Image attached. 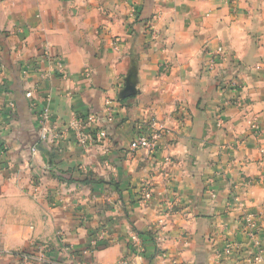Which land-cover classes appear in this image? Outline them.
I'll list each match as a JSON object with an SVG mask.
<instances>
[{
	"label": "crops",
	"instance_id": "crops-1",
	"mask_svg": "<svg viewBox=\"0 0 264 264\" xmlns=\"http://www.w3.org/2000/svg\"><path fill=\"white\" fill-rule=\"evenodd\" d=\"M90 114L106 141H78ZM147 120L158 151L129 152ZM243 213L264 226V0L0 2V264L38 246L50 264H73L64 246L86 264H252Z\"/></svg>",
	"mask_w": 264,
	"mask_h": 264
},
{
	"label": "built area",
	"instance_id": "built-area-1",
	"mask_svg": "<svg viewBox=\"0 0 264 264\" xmlns=\"http://www.w3.org/2000/svg\"><path fill=\"white\" fill-rule=\"evenodd\" d=\"M2 0H0L1 2ZM125 2H129L130 0H124ZM233 2L234 0H229ZM227 59V53L221 47L217 48V50L212 54L210 63L208 65L209 69H212L214 65L217 63H221ZM26 99L32 100L34 98V93L27 92L25 94ZM236 107L241 105V101L233 98L231 100ZM12 107V105H10ZM111 112L110 110H108ZM48 115L46 112H43L39 115V125H40V139L45 141L47 139L49 128L47 122ZM219 124L221 123V119L218 118ZM99 123L98 116L96 114H90L86 118L77 120L72 122V127L77 131V137L79 142H102L107 140V134L104 128L97 127ZM251 128L254 129L255 133H257V120L255 118L251 119L250 122ZM85 130H89L88 133H84ZM165 133L163 129L154 121L147 120L142 122L137 127V132L135 137L130 141L128 145L129 152L133 153L138 150L146 151L148 154H155L158 149L160 142L164 139ZM2 151H6L5 147H2ZM34 152V149H32ZM168 162V159H166ZM152 198V191L146 190L142 194V200L147 201ZM242 229L246 232L250 240L253 242V246L255 252L252 256H250L249 260L252 264H264V260L262 258V254L264 253V226H262L253 214L243 213L241 217ZM163 223L162 220L158 221V225ZM105 232L104 230H100L94 238L90 242V248H94L99 241L104 240ZM130 242L132 246L141 245L140 239L136 235L130 236ZM231 247H226V252H231ZM64 252V254L70 259L74 260L73 264H86L85 259L81 260L82 257H85L89 253V249L83 250L79 253V256L74 255L75 252L72 248L64 246L60 250ZM49 249L47 246H38L34 248L30 252H24L20 254V264H50L51 260L49 259ZM83 259V258H82ZM173 264H177V262H173Z\"/></svg>",
	"mask_w": 264,
	"mask_h": 264
},
{
	"label": "water",
	"instance_id": "water-1",
	"mask_svg": "<svg viewBox=\"0 0 264 264\" xmlns=\"http://www.w3.org/2000/svg\"><path fill=\"white\" fill-rule=\"evenodd\" d=\"M134 74V70L132 69V71L130 72L127 80H126V86L123 90V92L121 93L120 97L121 99H125V98H128L130 96H132L134 94V89H133V86L130 82V79L132 77V75Z\"/></svg>",
	"mask_w": 264,
	"mask_h": 264
},
{
	"label": "trees",
	"instance_id": "trees-1",
	"mask_svg": "<svg viewBox=\"0 0 264 264\" xmlns=\"http://www.w3.org/2000/svg\"><path fill=\"white\" fill-rule=\"evenodd\" d=\"M139 237H140V240L143 241V239H144L143 237H144V236L139 235ZM99 243H101V242H99ZM99 243H98V244H99ZM143 244H144V241H143ZM96 247H97V246H96ZM73 254L76 255V256H79V253H78L77 251H75ZM81 260H83V259H81Z\"/></svg>",
	"mask_w": 264,
	"mask_h": 264
}]
</instances>
